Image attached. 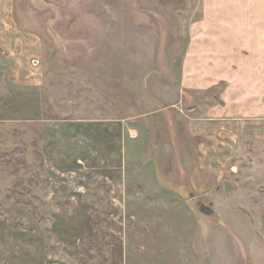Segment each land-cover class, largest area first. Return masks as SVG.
<instances>
[{"label": "rangeland", "instance_id": "obj_1", "mask_svg": "<svg viewBox=\"0 0 264 264\" xmlns=\"http://www.w3.org/2000/svg\"><path fill=\"white\" fill-rule=\"evenodd\" d=\"M197 1L15 0V35L0 27V264H264V134L217 172L230 194L209 175L189 186L187 164L188 180L157 182L170 195L144 162L119 186L78 126L179 105Z\"/></svg>", "mask_w": 264, "mask_h": 264}, {"label": "crops", "instance_id": "obj_2", "mask_svg": "<svg viewBox=\"0 0 264 264\" xmlns=\"http://www.w3.org/2000/svg\"><path fill=\"white\" fill-rule=\"evenodd\" d=\"M14 5L15 0H0L3 35L16 33V25L11 27ZM178 85L175 96L179 105L171 111L159 105L140 113L136 107L133 118L83 120L85 124L78 125L95 145L88 143V149H103L104 155L113 157L105 162L117 171L119 186L128 166L135 185L136 171L144 162L146 180L156 183L162 194L176 193L157 182L175 179L170 176L173 170L177 180L183 181L187 164H192L189 186H196L199 179L201 186L211 188L202 181L209 176L223 180L225 176L217 172L233 169L247 154L249 142L264 134V0H198L180 61ZM145 86L148 89L147 83ZM147 93H142L140 105L148 102L154 106L153 96ZM186 98L191 102L185 104ZM133 100L139 101L138 97ZM234 186L226 180L214 188L230 194ZM178 190L187 191L185 187Z\"/></svg>", "mask_w": 264, "mask_h": 264}, {"label": "water", "instance_id": "obj_3", "mask_svg": "<svg viewBox=\"0 0 264 264\" xmlns=\"http://www.w3.org/2000/svg\"><path fill=\"white\" fill-rule=\"evenodd\" d=\"M199 211L203 214V215H206V216H212L213 215V211L208 208V207H205L203 205L199 206Z\"/></svg>", "mask_w": 264, "mask_h": 264}, {"label": "flooded vegetation", "instance_id": "obj_4", "mask_svg": "<svg viewBox=\"0 0 264 264\" xmlns=\"http://www.w3.org/2000/svg\"><path fill=\"white\" fill-rule=\"evenodd\" d=\"M201 205V204H200Z\"/></svg>", "mask_w": 264, "mask_h": 264}]
</instances>
